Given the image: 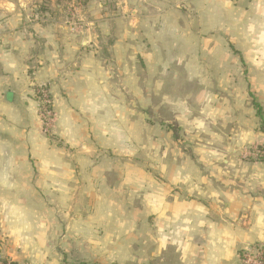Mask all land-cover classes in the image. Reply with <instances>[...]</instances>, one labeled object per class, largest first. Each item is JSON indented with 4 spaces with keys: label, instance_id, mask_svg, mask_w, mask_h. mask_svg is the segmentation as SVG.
<instances>
[{
    "label": "crops",
    "instance_id": "1",
    "mask_svg": "<svg viewBox=\"0 0 264 264\" xmlns=\"http://www.w3.org/2000/svg\"><path fill=\"white\" fill-rule=\"evenodd\" d=\"M69 1L17 0L0 9V254L18 264H135L136 258V264H242L244 247L264 249V161L236 153L264 144L256 91L240 90L243 81L252 88L264 82V0ZM68 6L78 23L73 28L54 18ZM104 35L111 38L107 58L96 40ZM152 63L155 80L165 71L171 81H238V94L219 92L209 110L200 103L182 113L188 119L176 117L184 136L194 121L184 141L191 153L171 156L167 185L155 183L154 194L145 173L132 181L129 171L121 186L109 187L111 169L99 167L106 159L91 162L89 187L81 186L89 202L136 183L142 217L131 218L129 202L111 200L83 207L100 212L67 217L73 189L42 184L58 166L41 134L38 89L45 87L52 100L60 139L89 163L90 146H103L89 116L101 113V128L112 129L115 97L127 92L115 91V67L126 66V77L127 65H139L141 82L137 74ZM132 223L142 227L139 239L132 240ZM146 223L154 226L153 242Z\"/></svg>",
    "mask_w": 264,
    "mask_h": 264
},
{
    "label": "rangeland",
    "instance_id": "2",
    "mask_svg": "<svg viewBox=\"0 0 264 264\" xmlns=\"http://www.w3.org/2000/svg\"><path fill=\"white\" fill-rule=\"evenodd\" d=\"M16 1L17 0H0V9L4 2ZM70 2L71 0L67 3ZM35 9L40 11L44 9V6L39 5ZM54 18L57 22H61L64 19L67 20L72 28L78 24L74 17V8L71 6H68L65 9L64 14H58ZM72 35L73 32L68 33L66 39L69 41V39L72 38ZM82 38L85 39V36ZM96 40L98 42V51L102 52V56L105 55L107 58L106 48L110 45L111 38L104 35L103 39H100L99 37ZM154 60L155 59L151 61ZM124 67L126 66L121 65L115 67V91L117 92L126 89L129 95L127 92H123L121 95H116L113 112L109 113V118L113 119V124L109 122L112 129L101 128V125L106 118L101 119V113H92L89 116L91 118L90 124L98 123L100 126V128H96V131H93L94 134H96V140L103 145L90 146V149L87 152V154L89 153L92 155V157L89 155V163L83 161L82 164L81 160L78 161V157L75 158V148L66 146L60 139V136H58L57 128L54 123L53 104L50 96V106L45 107V110L50 116L48 115L49 117L46 118L44 115H41V112L38 109V122L41 127V134L46 138L48 144L52 148V160L55 162V165L58 166L51 169L52 172L54 169V174H51L52 176L50 178H44L42 184H48L52 187L65 184L68 188L73 189L72 193L68 194L66 197L68 202V209L66 211L67 217L80 216L86 212H100L96 210L90 211L83 207L85 204L91 202L109 200L115 202H129L131 204V218L138 219L139 217H142V211H140L137 205L143 200V191L139 189L140 185L136 183L130 185V190L128 192H126L125 189V192L123 193H97L94 201L89 202V197L84 193V190L88 191V189L84 188L81 190V186L89 187L88 180L90 179L89 176L91 174V169H89V167L91 162L93 163L94 159H106L105 162L99 164V167L102 169H111L105 178L109 187L113 186L114 188H117L121 186V176L129 171L132 174V181H138V173H141V175L145 173L148 178L147 184L150 186L148 188V190H150L149 193L154 194L156 191L155 183L163 185L164 188L167 185L168 177H165V174L171 167V156L173 155L175 159H177L183 153L186 155L191 153V148H189V146L187 147L184 144V141L186 135L191 131L190 129L194 121L189 122L187 132L185 133L186 135L184 136L176 130V117L188 119L190 114L187 112L182 115V113L185 112V110L192 111L193 109H196L197 105H200V103L203 105L202 109L205 108L209 110V98L219 92L225 94V92L228 91L227 93H230L231 96L234 95V92L238 94V81H221L216 83H198L196 81L185 82L182 80L171 81L169 76L164 75L165 71L162 74V79L157 77V80H155L154 64L152 63L151 65H148L146 69L142 70H145L146 73L142 72L141 76L137 74L141 81L139 82L135 76L140 69L139 65H127L128 71H130L131 74L126 77L123 74ZM228 69H234V67H229ZM121 75L122 77H120ZM255 84L257 86H255ZM213 85L215 86L213 87ZM253 86L254 87L252 88L250 87V83L243 81L240 83V90H243L244 94L248 91L258 92H255L257 95L255 97V103L261 105L263 109V115L261 116L264 117V82H255L253 83ZM139 90L142 92L141 97L138 95ZM243 101L245 106L246 104H250L251 100L249 98L243 99ZM38 105L40 106V103ZM99 108L101 107L99 106ZM172 128H174V132H172ZM104 131L108 132L107 137ZM236 153L240 159L243 160L264 161V144H254L250 147H241L236 150ZM84 156H86V154H84ZM62 157L65 158V161ZM180 160L181 159H179L178 167H181ZM63 164L68 165L67 171L62 169ZM81 170L83 171L82 175L80 174ZM65 173H67V175ZM64 174L67 178H63ZM102 212L106 213V211ZM150 217L153 218V216ZM146 224V239L148 242H153L154 226H150L149 223ZM131 229L132 234L134 235L132 240L139 239L140 236L137 233L140 232L139 230H141L142 227L132 223ZM145 248L148 250L150 246L147 244ZM137 260L138 258L135 259V264Z\"/></svg>",
    "mask_w": 264,
    "mask_h": 264
},
{
    "label": "built area",
    "instance_id": "3",
    "mask_svg": "<svg viewBox=\"0 0 264 264\" xmlns=\"http://www.w3.org/2000/svg\"><path fill=\"white\" fill-rule=\"evenodd\" d=\"M38 102L40 103L39 111L41 115L48 118L50 115L45 110V107L50 106V99L45 88H39L37 91ZM50 112V111H49ZM49 115V116H48ZM240 260L242 264H264V249L260 246L244 247L240 251ZM0 264H18L9 256L0 254Z\"/></svg>",
    "mask_w": 264,
    "mask_h": 264
},
{
    "label": "trees",
    "instance_id": "4",
    "mask_svg": "<svg viewBox=\"0 0 264 264\" xmlns=\"http://www.w3.org/2000/svg\"><path fill=\"white\" fill-rule=\"evenodd\" d=\"M83 1V0H82ZM38 96V95H37ZM38 98V97H37ZM255 105V107L257 108V112H258V116H259V118L261 119L262 118V116H261V110H260V107H259V105H257V104H254ZM262 130L264 131V128H262Z\"/></svg>",
    "mask_w": 264,
    "mask_h": 264
}]
</instances>
